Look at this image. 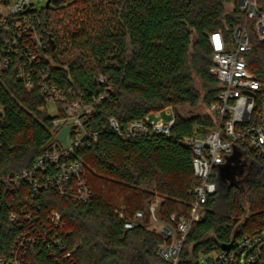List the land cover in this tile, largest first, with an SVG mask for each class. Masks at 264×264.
<instances>
[{
  "label": "trees",
  "instance_id": "16d2710c",
  "mask_svg": "<svg viewBox=\"0 0 264 264\" xmlns=\"http://www.w3.org/2000/svg\"><path fill=\"white\" fill-rule=\"evenodd\" d=\"M260 5L264 8V0ZM34 12L44 57L33 69L25 57L12 55L0 76V179L31 169L38 157L57 147L60 128L53 122L67 113L63 102L54 105L55 116L48 112L45 87L54 85L68 101L94 107L87 126L98 139L75 155L86 164L92 197L80 204L56 190L34 197L27 183L20 190L6 185L0 203V264L9 263L17 239L27 233L36 240L28 245L26 264H168L158 254L163 238L148 228L150 208L158 202V220L169 223L172 215L189 216L195 203L192 192L200 181L183 140L195 130L207 135L216 122L207 113L183 117L178 109H208L223 90L210 74L209 37L217 32L226 39L233 36L245 18L239 1L51 0ZM252 39L247 66L264 84V41ZM1 49L0 39V54ZM21 73L32 76L30 89L19 79ZM105 92L108 99L93 102ZM167 108L175 112L169 137L124 139L108 125L111 117L125 125ZM244 172L252 176L241 182L246 193L237 182ZM220 196L224 215L217 210ZM54 212L62 222L49 234ZM137 212L144 214L143 225L125 229ZM204 212L186 238L179 264H198L234 238L264 231V163L248 153L247 161L219 178ZM36 230L47 238H37ZM67 252L71 257H65Z\"/></svg>",
  "mask_w": 264,
  "mask_h": 264
},
{
  "label": "built area",
  "instance_id": "2783aa9c",
  "mask_svg": "<svg viewBox=\"0 0 264 264\" xmlns=\"http://www.w3.org/2000/svg\"><path fill=\"white\" fill-rule=\"evenodd\" d=\"M35 1L0 0V76L11 64L12 55L25 57L33 69L44 57L45 47L36 28L38 13L34 12ZM238 1L245 18L242 24L234 28L233 36L226 39L221 32H217L209 37L213 50L210 74L223 87L217 100L207 109V114L215 118L216 126L207 135L195 130L193 135L183 140V145L193 153V172L200 181L192 192L195 203L189 216L172 215L169 223L158 220V202L153 203L150 208L151 222L148 228L163 238L164 243L158 254L168 264H179L192 226L202 219L208 199L217 192L220 167L230 159L231 170L239 161H247L248 153L254 160L264 163V84L249 70L246 61V54L253 50L252 35L259 41H264V8L261 7L260 0ZM19 79L25 82L28 89L32 87L30 74L21 73ZM100 82L103 84L105 79L101 78ZM45 91L50 104H65L67 116L56 119L53 125L55 128L67 125L70 128V142H57V147L38 157L31 169L0 179V203L6 185H12V190H20L23 183L32 188L31 194L34 197L44 190H56L60 195L68 196L80 204L88 202L92 197V189L86 179V164L75 155L78 150L90 147L91 142L98 139L99 134L87 126L94 107L83 100L68 101L54 85L46 86ZM108 98L109 93L105 92L93 102ZM174 123L175 117L169 122H163L153 121L147 116L125 125L113 117L108 120L109 128L124 139L150 134L169 137ZM11 217L16 219L15 214ZM143 218V212H137L134 219L125 222V229L142 226ZM49 220V228H58L62 222L58 212L52 213ZM52 228L47 233L51 234ZM37 232V238H47L46 232L36 230ZM35 240L30 233L22 234L17 239L8 264H26L28 245ZM54 243L65 251L58 236H54ZM65 257H71V252H67ZM198 264H264V231L235 238L230 250L220 249L203 255Z\"/></svg>",
  "mask_w": 264,
  "mask_h": 264
},
{
  "label": "rangeland",
  "instance_id": "374dc122",
  "mask_svg": "<svg viewBox=\"0 0 264 264\" xmlns=\"http://www.w3.org/2000/svg\"><path fill=\"white\" fill-rule=\"evenodd\" d=\"M46 2L47 0H36L34 2L35 9L38 11H41L45 7ZM53 6L54 5L52 4L51 7ZM195 86L201 92L202 95L205 94L202 83L198 79L195 80ZM48 112L51 116L56 115V108L53 104L48 105ZM178 113L183 117H191V116H197V115H204L207 113V109L203 105L197 108H191L190 106H184L178 109ZM148 117L149 119L153 121L162 120L163 122H169L173 120V118L175 117V112L172 108H169V109L162 110L160 112H153ZM55 140L56 142H59V143L61 142L62 144L69 143L70 142V128L67 125H62L55 135ZM249 177L250 175H247V173L244 172V174H242L241 177L237 179L238 180L237 182L238 184L242 186L244 193H246V188H245V185L241 184V182H243L244 180H248L247 178ZM250 178H252V176ZM223 204H224L223 198L222 196H220L218 199V204H217V210L220 215H224Z\"/></svg>",
  "mask_w": 264,
  "mask_h": 264
},
{
  "label": "water",
  "instance_id": "95a60500",
  "mask_svg": "<svg viewBox=\"0 0 264 264\" xmlns=\"http://www.w3.org/2000/svg\"><path fill=\"white\" fill-rule=\"evenodd\" d=\"M50 3H51V0H48L46 2V6L48 7L50 5ZM229 162H230V159H229L228 163H226V164H224V165H222L220 167V177L222 179H226L228 177V175H229V170H230L229 169L230 168L229 167L230 166V163ZM234 241H235V238L232 240V242L230 244L222 245L221 249L224 250V251L230 250L231 247H232V245H233V243H234Z\"/></svg>",
  "mask_w": 264,
  "mask_h": 264
},
{
  "label": "crops",
  "instance_id": "0c3cea01",
  "mask_svg": "<svg viewBox=\"0 0 264 264\" xmlns=\"http://www.w3.org/2000/svg\"><path fill=\"white\" fill-rule=\"evenodd\" d=\"M0 113H2V108L0 107Z\"/></svg>",
  "mask_w": 264,
  "mask_h": 264
}]
</instances>
